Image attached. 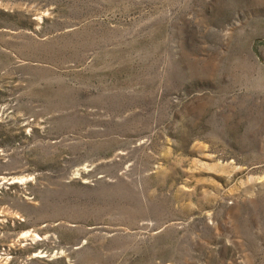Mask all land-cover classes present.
<instances>
[{
  "label": "rangeland",
  "instance_id": "obj_1",
  "mask_svg": "<svg viewBox=\"0 0 264 264\" xmlns=\"http://www.w3.org/2000/svg\"><path fill=\"white\" fill-rule=\"evenodd\" d=\"M0 264H264V0H0Z\"/></svg>",
  "mask_w": 264,
  "mask_h": 264
}]
</instances>
